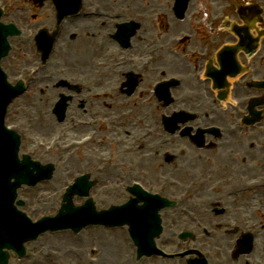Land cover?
Wrapping results in <instances>:
<instances>
[{"label": "rangeland", "instance_id": "374dc122", "mask_svg": "<svg viewBox=\"0 0 264 264\" xmlns=\"http://www.w3.org/2000/svg\"><path fill=\"white\" fill-rule=\"evenodd\" d=\"M15 3L14 0H12ZM161 3H166L168 9L166 10V20L169 21L165 28H161L158 32V37L154 39L152 42L147 43L144 47L146 48H156V43L158 45H163L169 35L176 34L181 30H185L184 22L176 20L173 22L171 18V10L170 5L172 0H159ZM260 3V5H264V0H255ZM144 1V4L147 5ZM246 2L245 0H189L186 14L191 10L196 11V21L198 24L205 25V21L209 20L212 15L215 18L221 19V24H226L231 21L236 20V16L233 15L235 9L239 7L241 3ZM139 7V6H137ZM136 7V8H137ZM141 7V6H140ZM163 8H166L162 6ZM133 10V13H138L137 9ZM41 10H36L33 12H27L24 16L28 14H32L34 19L39 25L40 20H44L47 14V11L43 6H40ZM198 12V13H197ZM144 16L148 17L151 15L149 11H145L142 13ZM213 17V18H214ZM174 23V25L167 28L169 25ZM211 23V22H210ZM146 25L148 27H143L142 32L151 33L152 25L150 24V20L146 21ZM201 28V27H200ZM218 34L226 35L224 28L222 31L218 32ZM72 36H74V43L79 40V36L77 34H65L63 37V41L71 42L73 41ZM224 38V37H223ZM12 42H15L19 45L16 53L11 56V59L8 60V66L6 67L9 72L15 74L18 72L19 68L30 63L31 60L36 58V54L34 53L35 49L32 48V42L23 43L19 40L12 39ZM200 41V37L198 34L193 35V39L190 41V45L193 46ZM69 45V49L76 50L79 53V50L83 51L80 54V62L75 60L72 63L73 58L77 55H72V51L68 52L67 55L55 53L51 60L54 62V67L56 68L59 65L60 60L65 63V66L68 69V75L74 76L73 74H82L79 77L82 79H86V76H93L90 74L91 71H94V61L102 60V52L105 51L104 48H98L97 53H89L90 49H87L86 44L83 45L81 42L77 44ZM187 46V45H186ZM184 49V48H183ZM163 48L159 47V52L162 51ZM145 56V53L141 55ZM183 62H178L176 67L182 70ZM186 72V70H183ZM167 73H172L171 68L165 63L164 54L158 55L157 62L151 67V70L143 76L140 82H138V92L135 93L131 97H126L124 94H109L104 99L99 100L94 104V112L99 108V113L93 114L95 117L94 120H98V129L100 137L99 140H102L100 143L97 140L95 146L89 144L84 148L78 150L77 152L74 149V152L69 149L70 140L75 139L82 135L87 130H77L74 129L73 126L75 122L78 120H86L90 121L91 118L89 113L82 114L78 108H85L86 110V100L83 98V90L80 93H76L75 91H71V95H74L72 101L69 102L67 107L66 116L62 122H56L55 118L47 119L46 113H49L48 109L50 107V95L46 92L54 88L55 91H60L63 89H55L54 82L60 80L58 78L51 81H39L34 84L28 92L23 94L22 96L15 99L9 107V111L7 113V122L8 124H13L17 127V130L21 133L23 137L21 151L22 153H30L33 155V158L40 159L41 161L47 163L51 162L55 165L56 174L58 176H63V179H51L45 182H41L37 184L34 188H25L19 192V197L25 199V207L23 208L27 214L32 219H37L43 215H52L54 214L58 207L61 199L60 192H63V189L71 183L74 178L79 174L90 173L91 177H93L96 182L95 186L91 189V196L93 197L97 207L102 208L109 203V201L120 202L125 200V192H124V183L125 177L128 176L129 173H135L137 178L143 180L146 184H155L157 186L159 182H165L168 176H172L176 178L178 181L182 182L183 185L188 183V181L192 178L199 179L201 177H209L212 180V183L215 184V177L210 176L206 172H201V175H189V171L186 170L185 167L190 166V162L193 167H198L200 164L194 156L196 155L193 151L188 149L187 139L180 138L178 141H173V145H168L175 147L184 146L186 150L182 151L181 154L177 156L174 160L170 162H166V158L163 159V151H166L165 144H162L160 147V151L158 153L155 152L154 146L156 144L157 139L166 138L167 140L170 138L165 133H163L160 129L161 117L163 115H169L172 109H179L177 102H172L168 107H163L161 104H158L150 93L145 91V83L149 81L151 78H157L161 75H166ZM60 78V77H59ZM153 78V79H154ZM147 80V81H146ZM109 85L108 82L98 81L97 88L103 87V85ZM47 89V90H43ZM143 90V92H142ZM121 101V102H120ZM83 106V107H82ZM198 112V119L195 121V124L200 123L201 112L199 110H195ZM149 113V121H145V115ZM49 117V114L47 115ZM158 124V126L156 125ZM156 125V126H155ZM155 126V127H154ZM264 124L262 125V127ZM125 127H130L134 129L133 131H129L128 133L123 130ZM149 127H151L149 129ZM158 130L156 131V128ZM149 129V130H148ZM260 130L263 128H259ZM149 131V132H148ZM257 132H260L257 130ZM148 133V134H147ZM155 133V135H154ZM147 136V137H146ZM264 136V133L261 134V137ZM137 137H145V144L139 147V143L135 144L138 147L133 150V154L126 161L131 162L134 167L133 169L124 163L120 166V164L125 160L126 156L129 153L123 154L125 146L132 147L133 139ZM242 138L249 139V142L254 139V141H258L259 138H256V135H251L248 137L246 130L245 134L239 136L237 139H232L233 141L240 143L242 142ZM56 141L54 149L51 151L45 150L43 151L38 145H46L50 141ZM163 146H165L163 148ZM40 148V149H37ZM251 149V148H249ZM252 150V161L257 160L258 166H264V155L258 148H253ZM88 154H87V153ZM189 152H193L190 156ZM101 153V154H100ZM139 153H148L151 155L148 161L145 163H141L138 160ZM202 156H210L211 154H215L213 150L207 151L206 153H197ZM98 155L108 156L110 158L105 159H95ZM162 155V156H160ZM94 157V159L92 158ZM193 158V159H192ZM125 162V161H124ZM186 163V165H184ZM240 166L238 165V168ZM110 168H115V170H111ZM214 166L210 165L208 167V172L214 173ZM229 171V168H226ZM225 170L219 169L217 174H222ZM260 172L257 165L250 164L245 173L258 174ZM216 174V175H217ZM212 187V186H211ZM208 187V189H211ZM173 188L179 189L174 190ZM170 187L169 190L171 194L178 193L181 191L182 187ZM122 189V190H121ZM156 187L153 189L155 190ZM184 189V188H183ZM210 190L208 192H202L198 194V197L193 196L188 204V208H191L193 204L197 203V207L201 209V211H205L210 207L203 203V200L206 196H209ZM53 194V196L51 195ZM58 196L55 198V195ZM213 194V193H212ZM249 196V194H246ZM245 195H239L235 201H233V211H238L243 214L247 212L253 217L252 208L254 207L256 202H252L253 206L247 207L251 202L249 201V197ZM264 197V196H263ZM244 201L246 204L241 205ZM76 203H81L82 200L80 198L75 199ZM35 208L34 210H31ZM172 212L173 217L164 218L166 222L171 220L173 224L171 225L173 228L181 229V226L184 225L186 218L180 211H185L182 208L169 209ZM192 211V210H191ZM199 217L203 216L202 222L207 221L208 219H212V214L203 215L200 211L196 212ZM259 216V215H258ZM164 217V216H163ZM260 217V216H259ZM169 219V220H168ZM185 219V220H184ZM218 219V218H214ZM264 220L261 218L256 226H251V230L257 229L262 224ZM217 223V222H215ZM219 230V229H218ZM220 233H223V228L220 229ZM258 240L255 241V247L260 243V249L256 258V261L259 260L264 264V249L262 246L264 245V230L258 233ZM232 236L221 237L217 236V239H213L212 241L217 242L220 246H224L226 250L232 248ZM176 243V241H175ZM181 250L186 249L188 244H191L188 240L177 241ZM163 249L171 252H175L177 249L173 242H169L168 244H164L162 246ZM259 248V247H258ZM27 255L25 258L21 260H17L15 255L12 254V264H136L132 259V244L130 241L124 236V230L120 229H104L100 227H88L82 230L79 234H74L70 231H61L56 233H45L41 235L36 241L26 244ZM45 252H51L54 254V257L46 258ZM110 256L113 260L110 259ZM132 259V261H131ZM259 259V260H258ZM88 260H92L89 263ZM159 259L152 257L150 259H142L140 263L137 264H158ZM244 259L239 260L236 264H242ZM166 264H185L183 258L176 259H166L164 260Z\"/></svg>", "mask_w": 264, "mask_h": 264}, {"label": "flooded vegetation", "instance_id": "af4514ba", "mask_svg": "<svg viewBox=\"0 0 264 264\" xmlns=\"http://www.w3.org/2000/svg\"><path fill=\"white\" fill-rule=\"evenodd\" d=\"M154 2L155 0H152V4H148L147 6L141 5V7H137V12L134 13L133 16H128L127 13H122L118 15L117 21H127V20H134L138 24V29H143V27H147L146 21L149 19L152 20V16H144L142 13L145 11H154ZM138 4H141V0H138ZM137 32V31H136ZM110 32H107L106 35V41L103 53L105 54L106 61L109 63L117 62L120 64L121 68L130 74L137 75V81L140 82L141 79H143V76L146 75L150 70L151 67L157 62V58L155 59V62L153 65L148 66L144 69V71L133 69L132 65L136 66L138 68L141 67V61L143 58L141 55L143 52H147L149 50L146 48L144 50V45H142V38L147 37L149 33H143V35L138 34L136 36V44H134L133 48H130L129 51H126V48H123L119 46L116 42L112 41L109 38ZM237 41L235 39H215L209 42L200 43L197 46L196 53L190 57H188L190 60L193 61V63L198 64L199 67H201L202 72L205 71L207 63H209V60H213V66L221 70V65L219 63V59L216 55L217 52L220 51V49L223 46L226 45H234ZM253 43V42H252ZM124 53H127L128 56H126ZM237 59L239 62V72L238 74H229L227 72L224 81L220 83H216L214 85L213 81L210 78H207L206 84L203 85L202 90H204L207 94H211L213 97V102L216 103V96L218 94L223 93L226 91V93L232 94L238 101L240 100L241 103L245 106L246 102L249 98L252 97H258L264 95V90L260 89L259 87L253 88L249 86V81L257 79L259 81L264 80V37L259 40L258 48L255 53V55L251 57H247L244 52H238L237 53ZM205 62V63H204ZM189 62H185L181 68L178 70H173L175 72H179L182 74H187L189 71ZM204 63V65H203ZM172 64V63H171ZM228 69L227 67H225ZM183 70H186L184 72ZM124 79V78H122ZM147 81V80H146ZM146 87H149V82L147 81L145 83ZM225 120L219 119V122L221 124L224 123ZM209 137H206V143L210 144L213 143L214 145L218 146L220 149V156L218 158V168L225 170L222 174H217V176L220 178L219 181L221 183V186L227 190L226 192H221L217 190L213 195L216 197L218 201H235L237 198V194H230L233 189L236 187L237 181V170H239L238 165L239 163L243 162L241 164V167L246 164L247 165V157L245 156V138H242V142L237 143L233 141L232 139H237L238 137H226L227 132H225L224 129H219V135L216 137H213L211 135H208ZM241 137V136H240ZM222 155V157H221ZM228 155V156H227ZM245 156V158H244ZM229 168V171L225 169ZM195 169V167H192L190 171L192 172ZM224 196H229V198L225 199ZM214 209L213 211H215ZM217 214V213H216ZM208 221V220H207Z\"/></svg>", "mask_w": 264, "mask_h": 264}, {"label": "water", "instance_id": "95a60500", "mask_svg": "<svg viewBox=\"0 0 264 264\" xmlns=\"http://www.w3.org/2000/svg\"><path fill=\"white\" fill-rule=\"evenodd\" d=\"M6 49H7V46H6ZM2 55V51H0V56ZM21 164H26L27 166L30 165V161L27 157H23V160L21 161ZM40 169V167L35 164V167L34 169H27L25 170L21 176L19 175H13L12 173H8L6 175V178H5V184L6 186L8 187L10 185L9 183V178L10 177H13L16 182H18L20 180L21 177H26L28 175H30V173L34 172V170H38ZM86 178L87 177H83V178H80L76 181V183L70 188V191L71 192H78V188L80 187V185L82 183H85L86 182ZM130 191L135 194L136 196H138V193L135 189H130ZM8 194V193H7ZM7 197V195H5ZM11 198V196H8L7 199ZM2 199H3V194L0 195V234H4L6 232V234H4L3 238H7L9 235L11 234H14V233H17L23 226L25 223H23V221L21 222V227H18V228H13L9 231V229L11 228L10 226L8 227V224L5 225L4 227H2V225L5 223L6 219H7V211L2 207V204L4 202H2ZM134 200H137L134 199ZM84 208H82V210H78V211H81L82 214L84 215L85 214V210H86V206H91L92 210H93V204H92V201L91 199H87V201L85 202V204L83 205ZM131 208V207H129ZM128 208V210H129ZM74 207L72 206L71 202L68 201V203L66 205H64L62 207V209L59 211V215L58 217L56 218V221L54 222H51V224H63V225H74L73 222H69V220L66 219V216L67 217H70L74 214ZM129 212V211H127ZM125 212V213H127ZM130 212H133V211H130ZM120 215V214H119ZM58 219L60 220V222H58ZM46 219H43L40 223L41 225L43 224L44 226H47L48 225V221H45ZM125 222H129V221H125ZM14 223L15 225H17V221L14 220ZM129 224L131 225L130 226V232H131V235H132V238L135 242V244L138 246V249H139V253L140 254H149V253H152L153 252V249H154V246H153V239H152V235L155 236V234L159 231V221H158V218H156L152 224V228L151 229H148L145 234L143 236L139 235L137 233V230L134 228V225H132V223L129 222ZM152 232V233H151ZM151 234V235H150ZM2 252V251H1ZM1 257L2 258H5L6 257V254L5 252H2L0 253ZM190 264H194L193 262H191Z\"/></svg>", "mask_w": 264, "mask_h": 264}, {"label": "bare ground", "instance_id": "6f19581e", "mask_svg": "<svg viewBox=\"0 0 264 264\" xmlns=\"http://www.w3.org/2000/svg\"><path fill=\"white\" fill-rule=\"evenodd\" d=\"M84 20H91V18H86V19H84ZM79 30H80V33L81 34H85V31H88L92 36L95 34H97V29L94 27V24H93V22H87V23H84V24H80V26H79ZM93 37H95V36H93ZM74 54H77L76 56H79V53L78 52H75ZM101 74H106V72L105 71H102V72H100L99 73V75H101ZM149 113H146V115H145V121H149ZM74 129H80V128H74ZM123 130H125L126 132H128V130L129 131H133L134 129H132V128H130V127H126V129H125V127L123 128ZM57 178L59 179H63V176H58L57 174H56V172L54 173V175H53V179H55V180H57ZM262 249H264V245L262 246ZM110 259L111 260H113V258L110 256Z\"/></svg>", "mask_w": 264, "mask_h": 264}]
</instances>
